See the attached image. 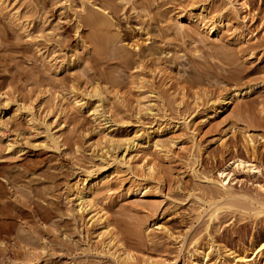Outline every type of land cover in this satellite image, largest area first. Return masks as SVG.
Returning a JSON list of instances; mask_svg holds the SVG:
<instances>
[{
	"label": "rangeland",
	"instance_id": "obj_1",
	"mask_svg": "<svg viewBox=\"0 0 264 264\" xmlns=\"http://www.w3.org/2000/svg\"><path fill=\"white\" fill-rule=\"evenodd\" d=\"M65 1L0 0V264H114L75 190L117 166L92 209L138 264H264V210L249 202H264V0ZM90 3L117 10L105 47L82 24ZM199 13L218 36L188 22ZM146 32L165 54L131 56ZM247 87L203 121L218 96ZM94 89L127 149L101 145L72 107ZM234 158L253 168L232 171L226 199L208 180Z\"/></svg>",
	"mask_w": 264,
	"mask_h": 264
},
{
	"label": "bare ground",
	"instance_id": "obj_2",
	"mask_svg": "<svg viewBox=\"0 0 264 264\" xmlns=\"http://www.w3.org/2000/svg\"><path fill=\"white\" fill-rule=\"evenodd\" d=\"M76 1H78L80 3V5L83 6V5H85V2L89 1V0H76ZM95 1L96 0H92L90 2H95ZM240 1H241V4L243 5L246 0H240ZM65 2L71 3V2H75V0H66ZM94 5L95 4L90 3V6L94 7V9L97 10L98 12L95 10L92 12H89L86 15V17L84 18V20L82 21V24L84 26L91 27L92 31L95 29V31L93 32V36H95L93 41L98 46H100V48H101V46L105 47V45L109 44V42H110L108 39L107 40L109 42L106 40V38H104V36H103L105 33L104 30L107 29L106 26L108 27V25H110L109 20H113L112 18L115 19V17H116L115 15L117 14V10L115 9L114 6H113L114 7L113 8L112 5H110V6L104 5L101 8H98ZM124 9H125V6L123 7L122 10H124ZM82 11H83V9H82ZM201 17H202L201 13H199L196 16H190L188 18V22L190 24H198L199 28H201V30L204 33H206L207 35L218 36L219 35V29L217 27L218 24L217 25L214 23L206 24L203 21L204 19H202ZM178 18H181V16ZM96 26H98V28H95ZM103 27H105L104 30H103ZM149 33L148 32H146V34L144 33L145 39L141 42L142 45H141V43L137 44V42H135L134 45L131 47L132 48L131 50H133L131 52V56L133 55V58L146 59V58H154L157 55L165 54L164 51H161V50H160L161 52L157 51L158 47L155 46V43L152 40L153 35L150 33L152 35L151 36V35H149ZM102 50H104V49L102 48ZM101 53H102V51H101ZM167 54H168V52H167ZM119 58H127V57L123 56V57H119ZM141 83H145L144 80H141L140 84ZM140 87H141V89L143 88V86H140ZM250 93H251V89H250V87H247V88L241 89V90H233L230 94H224V95L218 96L214 102H211L209 104L210 107L207 110H205L206 115H205V120H203V121L206 122L208 120L215 118L216 116L224 114L228 110V108L233 104L232 101L234 98L244 97ZM90 94L86 93L82 96L74 98L72 101V107H75L78 111H84V113H86L87 116L94 123H96L97 128L99 129V131L102 134L101 138H100L101 145L106 144L108 148H110L111 150H115V151L121 149V147H123V146L125 147V149H127L126 148L127 144H128L127 140L117 139V138H114L113 136H111V132H112L111 128L113 127V125H115V122L112 120L110 121L108 118L105 117L106 112L103 111V103H105L106 99H105L103 93L97 89H94L93 92ZM93 98H95V100L91 101V99H93ZM146 98H147V96H146ZM143 106L145 108L144 110H147L149 112L152 111V107L149 103L148 104L145 103V104H143ZM2 114H3V110L0 107V117ZM2 127H4V124L0 120V128H2ZM48 137H49L48 139L52 143H56V138H54L53 135H49ZM153 146H158V145L156 144ZM11 148H12V145L7 146L8 150H10ZM102 148H104V147H102ZM125 149H122L123 154H122L121 158H119V160L122 159V161H123V159L125 157L124 156L125 155L124 154ZM115 161L119 165L118 160H115ZM126 162H128V160ZM117 167H111L108 170L99 169L96 172H93V173L90 172V173H86L84 175V178L82 179L79 186H77L76 190H75V201H77V205H76L75 210H76V212H78V214H82L83 212L90 214L91 216H90L89 220L91 221V223H93L95 226L101 227L100 234H101V236H105V238H106L105 241H103V249L105 250V255L107 254L111 258L112 263H114V264H138L137 260H135L133 258V256L130 255L126 249L121 248V244H119V241L117 242L116 237L111 234L110 225L107 222L104 214H102L101 211H97V210L92 209L93 208L92 207V204H93L92 197L94 196L95 192H97L101 188L103 189L104 187L107 186V184L109 182L108 179L110 178V176L114 175L117 172ZM252 168H253V166L249 162L242 160L240 158H234L233 160L228 162V164L226 165L225 168H223L222 170L219 171V173L217 175V177H218L217 180H214V181L208 180V182L212 183V185L218 186V188L223 191L226 199L232 198L233 196L229 193V189H230L229 183L233 181L232 175H231L232 171L250 170ZM153 170H154L153 163H151V162L146 163V171L151 174L153 172ZM136 187H134V189ZM139 188L140 187L135 189L134 194L139 196V197H143L144 196V192H143L144 190L143 189L140 190ZM249 202L251 204H256L261 210H264V202H260V201L253 200V199H250ZM211 217L212 218L214 217L213 214L209 217V219ZM252 254H253L252 255L253 258H250V259L249 258H242V262H244V263L251 262L256 256H258L259 253L254 251ZM233 259H236V257H234ZM237 261H238V259H237Z\"/></svg>",
	"mask_w": 264,
	"mask_h": 264
}]
</instances>
